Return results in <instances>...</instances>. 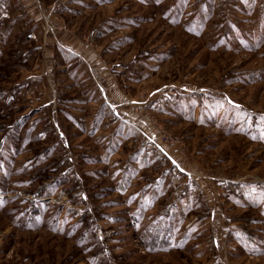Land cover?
<instances>
[{
  "label": "rangeland",
  "instance_id": "rangeland-1",
  "mask_svg": "<svg viewBox=\"0 0 264 264\" xmlns=\"http://www.w3.org/2000/svg\"><path fill=\"white\" fill-rule=\"evenodd\" d=\"M77 40L157 145L264 183V0H0V264H264L230 238L264 237L251 200L222 208L234 222H191L186 206L164 217L139 203L135 177L125 184L117 143L80 134ZM112 115L103 106L97 118Z\"/></svg>",
  "mask_w": 264,
  "mask_h": 264
},
{
  "label": "crops",
  "instance_id": "crops-1",
  "mask_svg": "<svg viewBox=\"0 0 264 264\" xmlns=\"http://www.w3.org/2000/svg\"><path fill=\"white\" fill-rule=\"evenodd\" d=\"M64 43H67V41ZM73 47L70 52L71 57L77 59V112L80 114H77V129L87 139H93L95 142L98 141L102 145L104 144V148L107 150L114 146L113 143H117L114 151L120 150L122 151L121 155H123L122 161L117 165L121 166V174L125 179V184L133 181L132 178L134 177V180L139 182L136 188L138 193L135 197L140 204L149 205L151 201L152 205L155 204V206L160 207V214L164 217L172 216L173 212L180 213V208L186 206L185 213H189L192 218L189 217L191 222L202 220L225 222L226 218L229 222H234L235 219L228 216L229 212H225L227 207L224 210L222 208L228 204L229 206L233 204L235 208H239L242 206V202L248 199L251 200L253 205H257V221L264 223V195L259 200V194L255 193L253 189V187L264 188V183L255 180L247 181L242 177L235 176L237 175L236 172L227 176L222 172L213 175V172L200 167L199 162L194 157L187 156L186 151H174L157 145L158 142L153 140L155 135L151 128L145 126L142 121H138L139 124L135 119L131 121L126 109L124 111L122 109V101L114 102L112 97L114 93L118 95L119 90H115L114 83H112L113 71H110V68H104L97 55L81 48L78 40L77 45L74 44ZM113 68L123 71V69H120V65ZM87 74L90 76H87ZM94 74L102 77L101 84L95 82L92 84L91 77L93 78ZM97 95L103 98L104 105L99 106L96 102L98 101V98L96 99ZM103 106H105V110L110 109L111 113L120 120L114 119L113 115L109 119L105 117V120H98L97 114L103 109ZM85 108L94 111L88 118L82 114ZM104 122L109 124L110 129L101 133L99 125ZM131 122L137 127L133 126ZM123 126L128 129L132 126L138 130L139 134L130 137V135L120 133L119 131L123 129ZM80 127L82 128L80 129ZM144 141L151 143L148 146L152 147L154 153L157 152L160 156L159 163L153 166L147 165L150 164L151 153L146 149L148 146H145ZM119 143L123 144L122 147ZM131 146L132 150H130ZM140 165H142L141 168L136 171V168ZM125 189L127 190V188ZM143 189L144 192H141ZM194 196L206 202V207L203 210L200 206L192 208L190 205L195 206L194 203H187ZM231 198L235 201L234 203L231 202ZM235 210L233 209L231 212L235 214ZM201 213L203 215L207 214L205 218L198 217ZM170 220L171 218H169ZM230 236L234 245L250 257L264 256L263 236H248L236 230L230 232ZM211 244L219 245L222 251L226 249L224 247L225 243L219 241L218 237H214Z\"/></svg>",
  "mask_w": 264,
  "mask_h": 264
}]
</instances>
